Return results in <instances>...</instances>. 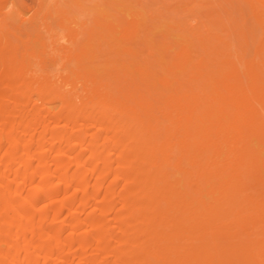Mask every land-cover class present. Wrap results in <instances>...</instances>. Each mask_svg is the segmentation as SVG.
<instances>
[{"label":"bare ground","instance_id":"1","mask_svg":"<svg viewBox=\"0 0 264 264\" xmlns=\"http://www.w3.org/2000/svg\"><path fill=\"white\" fill-rule=\"evenodd\" d=\"M16 1L0 264H264V0H153L150 26L103 0L84 37L59 1Z\"/></svg>","mask_w":264,"mask_h":264},{"label":"rangeland","instance_id":"2","mask_svg":"<svg viewBox=\"0 0 264 264\" xmlns=\"http://www.w3.org/2000/svg\"><path fill=\"white\" fill-rule=\"evenodd\" d=\"M13 1H16V0H13ZM57 1L60 2V4H59V5H61L60 8H62L63 10H65L67 12L66 17L69 19L72 18L74 20L75 23L70 24V27L73 30H75L77 33H79L81 37H84V35H85L84 33L86 32V30L88 28L92 27V25H93L92 21L96 15V13H94L95 10L93 9V6L96 4H101V2L103 0H79V3L81 5L80 8L74 7V5L72 4V2L70 0H57ZM143 1L146 2V4H147L146 6H148V7H146V6L144 7V11H142V14L145 17V22L147 23L146 25L150 26L152 24H155V22L152 23L150 21L149 15L151 13L156 12V10L153 8H156V6H158V5L153 6V3L155 0L154 1L153 0H143ZM16 2H17V4H19V7L21 6L20 4L26 5V6H29V5L31 6L33 4L32 3L33 1H31V0H17ZM173 3L174 2H171V5ZM17 7H18V5H17ZM124 8H126V10L128 9L125 13H124V11L122 12V10H124ZM114 9L117 12H114V11H112V9H110V10H107L106 13L109 15H115L119 21L117 22V20H114V24H119V26L121 28L127 27L132 22L136 21L135 17L132 16L131 13L138 11L139 10L138 7H135V6L121 7V8L115 7ZM149 11H150V14H149ZM178 11H180V9ZM118 12H121V13H118ZM28 16H29V14H26L25 18H27ZM170 16H171L170 19L174 17L172 15H170ZM174 18H176V17H174ZM161 20L163 21V19H161ZM157 21L158 20H156V22ZM160 21L157 23L159 24ZM162 21H161V23H162ZM167 21L168 20L166 19L163 22H167ZM82 23H85V26H82ZM63 43H65V40H63Z\"/></svg>","mask_w":264,"mask_h":264}]
</instances>
